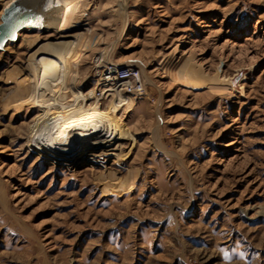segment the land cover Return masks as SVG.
<instances>
[{
  "label": "rangeland",
  "instance_id": "obj_1",
  "mask_svg": "<svg viewBox=\"0 0 264 264\" xmlns=\"http://www.w3.org/2000/svg\"><path fill=\"white\" fill-rule=\"evenodd\" d=\"M76 7L0 50V264H264V0ZM44 54L57 78L70 62L48 108L24 101ZM107 63L138 67L145 94L104 91L98 139L48 154L44 129ZM185 64L230 86L179 84Z\"/></svg>",
  "mask_w": 264,
  "mask_h": 264
},
{
  "label": "bare ground",
  "instance_id": "obj_2",
  "mask_svg": "<svg viewBox=\"0 0 264 264\" xmlns=\"http://www.w3.org/2000/svg\"><path fill=\"white\" fill-rule=\"evenodd\" d=\"M30 1L38 2L48 10V16L44 22V27H48V28H52L54 26L55 21L58 19V17H62L66 15V11H69L72 5L75 4L77 6L76 7L77 9L80 3V0H16L15 2H13L8 6L5 17L9 16L22 4H25ZM38 51L40 52L42 50H40L39 48ZM42 57L43 58L41 59H37L36 64L32 66L31 69L32 72L31 77L35 80L36 91L30 99H25L24 101L30 102L31 105L32 104L40 105L48 108L50 105L49 104L50 102L48 103V100L50 98V91H52L54 87H59L60 86L59 84L62 85L63 82H65L66 79H68L67 74L69 71L70 62L64 60H58L59 65L63 67V71H62V77L57 78V76L53 74V65L55 64L53 60L49 59L45 54ZM115 66H120V65H115ZM192 68L193 66H189L185 64L181 68V70L178 69L179 72L178 73L176 72L177 73L176 76H173L172 75L173 73H171L170 77L172 76V78L174 77L175 79H177L175 82H177L178 79L181 80V83L193 89L205 88L208 84L206 81H209L208 85H210V81L212 80L220 84L219 85L220 87L221 85H223L224 90L227 89V86L229 84L227 83V81L226 82L222 81L221 79L222 77L219 76L220 74L215 73L213 76L211 77L209 76L210 77L209 80H205L203 77L206 76L205 75L206 73L203 74L204 76L202 77ZM97 72L99 74L98 84L99 85L103 84V86L100 89L101 90L100 95L96 96L97 94H95L96 90L94 88L88 92L91 94L89 97L84 95L81 91L79 92H76V90L72 91L71 96L73 98V103L67 105L61 104L60 105L61 111L54 117V119H52V122L44 129V132L42 133L41 142H42V147L45 149V151L48 154H56L66 160V158L71 157L72 154L74 156V153H76L75 151L82 152L85 143L92 144L98 139L99 130L102 127L100 123V117H99L100 115L98 114L99 100L103 98L101 96L102 92L104 91L111 92L110 94L112 95V97L115 98H117L118 96L124 93L132 95L124 88L126 82L120 80L111 81L107 77H103L102 69L98 70ZM40 77L45 78V81H43L42 85H39L38 83ZM48 80H52V83L46 82ZM66 86H68V84ZM211 87L210 89L216 86H213L212 88ZM220 89L221 92L222 88ZM212 90H214V88ZM58 92L59 90L57 91V94ZM134 97L137 98V96ZM89 98L93 99V101L87 104ZM20 106L18 108H20ZM64 154L66 155L64 156Z\"/></svg>",
  "mask_w": 264,
  "mask_h": 264
},
{
  "label": "water",
  "instance_id": "obj_3",
  "mask_svg": "<svg viewBox=\"0 0 264 264\" xmlns=\"http://www.w3.org/2000/svg\"><path fill=\"white\" fill-rule=\"evenodd\" d=\"M17 9L0 22V50H3L7 41H16L20 30L24 28L42 30L44 27L48 10L43 5L30 1Z\"/></svg>",
  "mask_w": 264,
  "mask_h": 264
},
{
  "label": "built area",
  "instance_id": "obj_4",
  "mask_svg": "<svg viewBox=\"0 0 264 264\" xmlns=\"http://www.w3.org/2000/svg\"><path fill=\"white\" fill-rule=\"evenodd\" d=\"M101 69H102L103 77H107L111 81L120 80V81L126 82L124 85V88L133 96L140 97L145 94L146 90H145L144 79L138 67L115 66L112 63H107L106 66H103ZM98 77H99V74H98ZM100 92L101 90L99 91V95H100ZM103 94L104 92H102L101 96H103ZM90 95L91 94L89 93V96ZM99 95H96V96H99Z\"/></svg>",
  "mask_w": 264,
  "mask_h": 264
},
{
  "label": "snow or ice",
  "instance_id": "obj_5",
  "mask_svg": "<svg viewBox=\"0 0 264 264\" xmlns=\"http://www.w3.org/2000/svg\"><path fill=\"white\" fill-rule=\"evenodd\" d=\"M17 11H20L19 9H17Z\"/></svg>",
  "mask_w": 264,
  "mask_h": 264
}]
</instances>
